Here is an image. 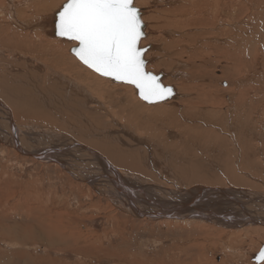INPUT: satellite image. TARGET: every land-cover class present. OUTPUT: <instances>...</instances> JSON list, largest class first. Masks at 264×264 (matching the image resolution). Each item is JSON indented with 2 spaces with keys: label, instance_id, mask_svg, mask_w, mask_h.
I'll return each mask as SVG.
<instances>
[{
  "label": "rangeland",
  "instance_id": "1",
  "mask_svg": "<svg viewBox=\"0 0 264 264\" xmlns=\"http://www.w3.org/2000/svg\"><path fill=\"white\" fill-rule=\"evenodd\" d=\"M10 1L20 7L19 3L21 2H18L19 0ZM60 1L63 0H57L56 5ZM154 1L156 9L154 7L151 12L145 14L147 17L150 16L145 20L154 34H150V36L151 38L155 37L151 44L153 50L149 48L147 51H152L156 57V62H160L156 66V70L163 69L164 72L167 71L171 75L168 76L170 78L165 83L174 85L178 93L176 103L181 101L180 105L178 104L179 107H175V111L181 113V115L179 114L181 117H177L176 122L184 125L185 122L190 121L191 125L199 128V130L203 128L204 131L195 130L194 136L191 137L192 134L190 135L191 139L188 138L189 135H186L190 140L187 147L182 144L179 145L183 138L178 129L168 126L162 130L156 129L155 132L150 129L147 135L143 132L145 129L141 128L148 129V124L139 125L140 121L137 123L138 120L134 121L130 117H124L123 114H117L121 108L118 105L119 96H123L122 99L126 98V102L130 100L134 103L142 101L137 96L136 90L131 93L124 90L122 86H128L132 90L135 88L130 84L118 83L109 78L101 77L78 63L79 61L74 59L70 53L69 45L57 52L60 55V60H64L65 66L69 63L68 68L63 65L62 67L60 64L55 65L54 55L57 54H53L52 58V53L48 55L46 52L50 48L47 47L48 44L41 42V45L37 40L34 42V46L40 53H36L35 49L30 52L22 48L20 52L22 55L17 56L13 52L6 53L8 50L3 51L5 57L2 53V56L0 55V58H3L0 60L2 76L7 75L4 77L5 80L9 78V81L12 82L9 88L12 87V90L18 88L19 93L22 92V94H18L16 99L14 97L12 103L4 98L1 99V97L0 101L11 110L13 122L20 128L21 132H29L32 138H39L43 133L49 131V135L53 134L47 143L32 144L25 149L26 151H36L34 149L42 145L56 147L61 145L62 147L59 148L61 149L71 141V143L76 144L74 147L84 146L91 152L93 151V156L88 155L83 150L77 152L78 160L69 156L71 158L67 163L72 165L70 169H72L73 164L81 163L87 170L90 168L95 170L92 164L100 162L99 160L102 159L101 162L106 161L108 166L122 174L123 179L133 187L138 185L146 187L147 185V187L160 188L169 192L193 191V189L202 188L205 192H202L197 200L200 199L206 206L214 202L209 200L211 195H206L208 191L210 193L213 190L220 192L231 190L242 196H237L239 197L237 203L245 208L247 206L254 207L256 205L248 204L250 202L249 195L264 196L262 195L264 194L263 141L259 142L260 139H255V141L251 137L252 140L249 138L251 141L245 140L246 143L248 142L245 143V146L244 143H239L238 138L232 136L223 121L226 119L225 116L238 114L235 110L238 99L245 105L240 111L243 113V117L248 118L250 115L257 130L264 134V118H262V116L264 117V52L254 51L253 46L257 44L264 48V31H261L264 27V0L258 1L262 4L261 6H255L256 0H211L210 3L203 0L198 3H193L194 0H167L170 2L168 5L159 0H134V3L143 9L152 6ZM2 2L3 0L0 1L1 4ZM224 3L227 6L221 9ZM54 8L55 3L47 7L43 14ZM192 10L197 11V14H190L189 11ZM221 10L225 11H223V17L220 14ZM195 17L198 19L197 23L192 21L179 22V19ZM200 21H202L201 24ZM262 24L263 26H260ZM252 30L256 33L254 39ZM160 34L162 36L158 38ZM230 42H236V44ZM166 44H168L167 48L165 47ZM239 45L241 46L239 47ZM233 49L237 50L234 54H232ZM246 50L250 53L246 52L247 54H245ZM164 51H167V60H159L158 56ZM10 54H13L14 57H11L13 55ZM30 55L36 56L43 63L48 62V64L54 65V70L60 74L62 73L60 71L65 70V68L70 73L72 70V74L77 70L75 74L78 75L79 73L77 76L79 78L82 76L80 79L83 84L86 82L85 86L93 85L97 88L99 86L100 90L96 87L92 88V86H90L91 91L86 89L87 94H92L91 97L95 98L94 100L102 106L95 112L94 117L87 114L90 111L88 108L92 109L94 104H91L80 93L78 94L80 98H77L78 96L73 98V92L67 91L69 88L67 83L58 82L56 77H54L53 82L49 76L50 72L43 75L46 77L47 83L38 86L39 89L36 90L37 80L42 76L35 75L29 68L30 61L34 57H29ZM48 56L54 61H51ZM7 57L11 61L6 60ZM18 58L19 62H17ZM22 60L24 62L27 60V63L23 62L22 64ZM18 64L21 65L18 66ZM235 66L237 69L233 70ZM69 67H72L71 70ZM81 69L83 71L85 69V71L83 72ZM68 72L61 75L70 76L71 74ZM85 73H88L89 76ZM90 74L97 79H94ZM76 75L75 77L71 75V78L68 76L66 79L76 83ZM83 77L85 78L83 79ZM90 80L93 82L91 83ZM116 85L123 90H118ZM240 85L242 88L238 96L236 93H238ZM112 93L114 96L117 95L115 96L117 99ZM95 94L99 95L96 96ZM213 98L215 100H212ZM19 99L21 101L18 104ZM183 100H187V102L183 103ZM111 103L113 105H110ZM114 104L118 106L116 107ZM19 105L21 106L19 107ZM145 105L148 106L146 103ZM147 106L143 110L144 113L148 108H151ZM227 107L230 109L228 112ZM187 112H190L191 115ZM182 114H184L183 116H190L182 118ZM23 115L25 116L23 117ZM62 115H65L64 118ZM85 115L88 116L90 122ZM217 118L219 119L217 120ZM207 119L208 121H206ZM202 120L206 122V126L200 127ZM76 122L82 123L81 126L84 128ZM0 123V131L4 134L8 130L6 129L7 115L5 110L1 108ZM70 124L78 125L80 129L76 126L72 128ZM167 130L177 132L175 139H168ZM126 131L131 135L129 137L135 140L141 138L143 141L137 140L136 143L134 140H130L125 134ZM238 132L241 131L238 130ZM59 136L64 139L60 140ZM65 139H69V141L66 142ZM245 147L246 150H244ZM110 149L114 156L111 155V159H108L107 150ZM117 154L122 155V157H118ZM28 155L29 153L19 154L10 144L0 142V264H264V261L255 263L251 260V255L256 254L264 244V236L262 237L260 228L254 225L249 230L247 228L240 230L239 227H245V224L239 223L238 225L235 223L232 217L234 212L225 205L217 208L216 211H205L207 212H204L205 215H208L207 218L209 217L208 213H212V217L205 223L196 222L199 221L196 219L193 222H184L183 220L173 222V220L165 219L163 222H157L150 221L144 216L138 218L139 216H132L131 210L125 212L117 208L108 196L100 193L99 190L97 191L96 187L98 186L90 184L92 181L89 183L90 178H88L87 173L81 172L84 175L72 178L55 162L45 164L40 159L37 160ZM107 173H109L108 170ZM106 188L110 187L107 186ZM114 193L118 194L116 189ZM231 195L233 196V194ZM221 212L225 214L220 215ZM16 229H18L20 237L25 236L24 239H28L27 242L24 241L26 245H20V242L14 244L8 239L9 234ZM32 230L38 234L39 238L32 237ZM28 233L29 235H27ZM258 233L261 237L258 236Z\"/></svg>",
  "mask_w": 264,
  "mask_h": 264
},
{
  "label": "bare ground",
  "instance_id": "2",
  "mask_svg": "<svg viewBox=\"0 0 264 264\" xmlns=\"http://www.w3.org/2000/svg\"><path fill=\"white\" fill-rule=\"evenodd\" d=\"M1 1V0H0ZM161 3L165 4V5H168L170 2L167 1V0H159ZM200 0H194L192 1L193 3H198ZM205 1L206 3H210L211 0H203ZM215 1H218V0H215ZM259 0H256V5L255 6H261L262 4L260 2H258ZM18 2H21L19 3L20 7H17V4L14 5L15 3H11L10 0H3L2 4L0 3V55L1 53H5L3 51L5 50H8L6 51L7 52H13V54L15 55H22L20 52H21V49L22 48H25L26 50L32 52L34 49L36 50L35 46H34V42L37 40L39 41L40 43H46L48 44V50L46 51L47 54H51L52 53V58H53V54H57V52H60V50H62L63 48H65V46L69 45V49L71 50V48H74L76 47V42L74 41H69V40H65V39H61V38H58L56 36H52L50 34V31H51V21H52V18H53V14L55 11H57L63 3H65V0L63 1H60V3L58 5H56V2L57 0H19ZM190 2V1H188ZM263 2V1H262ZM4 3H5V7H4ZM53 3H55V8L54 9H51L48 13L46 14H43L45 12V9L47 7H49L50 5H52ZM160 4V3H159ZM3 5V6H2ZM136 6V5H135ZM227 5L224 3L223 4V7H221V9H223L224 7H226ZM17 7V8H16ZM137 8H139L138 6H136ZM155 7L156 9V5H155V1L154 3L152 4V6H149V7H144L143 9L142 8H139L140 11H141V16H142V19H143V32H144V36L143 38L140 40V43H139V46L142 48V49H145L144 51V54H143V59L145 61V70L151 74H153L154 76H161V79L160 81L166 85V86H170L172 89H173V96L166 100V101H163V102H159V103H152V104H148L145 105V101H137V102H132V100L128 101L129 102H126V98L122 99L123 96H119L118 97V105H120V109L118 110L117 114H123L124 117H130L131 120H138L137 123L139 125H146L148 124L149 127L148 129L146 128H141V129H145L143 132L144 133H148L150 131V129H153V132L156 131V129L158 130H162L164 127L168 126V127H171V128H175V129H178L179 132L182 134V138L183 140L181 142H179V145L182 144L183 146L185 145L187 147L188 143H189V139H191L194 133L195 130H197L198 132H204L203 131V128L202 130L193 125H191V123H189L190 121L188 122H185L184 125H182L181 123H177L176 122V118L177 117H181V113H177L175 111V107H179L180 105V102L176 103L177 101V96H178V93H177V90L176 88L174 87V85H169V84H166L165 82H168L167 79L170 78L168 76H171L169 72L165 71L163 69H158L156 70V66L160 63V62H156V57L153 55L152 51H147L149 48H151V50H153V46H151V44L153 43L155 37H152L150 36V34H153L150 29H149V24H146L145 23V20L149 17H147V13L151 12L152 9ZM262 8V7H261ZM264 8V7H263ZM215 9V8H214ZM260 9V8H259ZM258 9V10H259ZM225 10V9H224ZM224 10H221L220 14H221V17L224 16V13L223 11ZM257 10V9H256ZM252 11V10H251ZM261 11V10H260ZM225 12V11H224ZM38 13H40L39 15H41V17H39V15H37ZM155 13V12H154ZM190 14H197V11L195 10H192V11H189ZM223 13V14H222ZM263 13V12H262ZM146 14V15H145ZM251 14V13H250ZM254 14V13H252ZM33 15H37V16H33ZM260 15V14H258ZM252 16V15H251ZM250 16V18H251ZM255 16H256V13H255ZM254 16V17H255ZM146 17V18H145ZM262 17V16H261ZM259 17V18H261ZM249 18V19H250ZM251 20V19H250ZM249 20V21H250ZM255 20V19H254ZM186 21H192V22H195L197 23L198 19L195 17V18H187V19H179V22L181 23H185ZM252 21V20H251ZM254 22V21H253ZM260 22V21H258ZM200 24L202 23V21L199 22ZM198 23V24H199ZM251 24V23H250ZM197 25V24H195ZM243 26V25H242ZM257 26V25H256ZM260 26H263L260 25ZM239 27V26H238ZM237 27V28H238ZM247 27V26H246ZM264 27H262L261 31H264L263 30ZM240 29V28H238ZM246 29V28H245ZM248 29V28H247ZM253 29V28H252ZM256 29V28H255ZM250 30V29H249ZM254 30V29H253ZM253 32V39L254 37L256 36V33ZM239 31V30H238ZM242 31V30H241ZM240 31V33H242ZM251 32V33H252ZM239 33V32H238ZM236 33V34H238ZM259 33V32H258ZM257 33V34H258ZM40 34V35H39ZM264 34V32H263ZM6 35V37H5ZM154 35V34H153ZM234 35V34H233ZM248 35V34H247ZM260 35V33H259ZM257 35V36H259ZM262 35V34H261ZM162 36L161 34L158 35V38ZM238 36V35H237ZM249 36V35H248ZM247 36V37H248ZM244 37V36H243ZM252 37V36H251ZM239 38V37H238ZM238 38H237V42H238ZM22 39H24V42H22ZM235 39V38H234ZM258 39H260L258 37ZM232 40V39H231ZM230 40V41H231ZM243 40H245L243 38ZM257 40V39H256ZM261 40V39H260ZM235 41V40H234ZM246 41V40H245ZM254 41V40H253ZM255 42V41H254ZM261 42V41H259ZM25 43V44H24ZM41 43V45H42ZM230 43H234L236 44V42H230ZM241 43V42H240ZM256 44V43H255ZM262 44V43H261ZM264 44V43H263ZM44 45V44H43ZM147 45V46H145ZM238 45V44H237ZM253 45V44H251ZM145 46V47H144ZM232 46V44H231ZM241 45H239L240 47ZM247 46V45H246ZM255 50L254 51H258L259 52H264V48L261 46V45H253ZM252 46V47H253ZM41 47V46H40ZM165 47L167 48L168 47V44L165 45ZM228 47V46H227ZM234 47V46H232ZM238 47V46H237ZM243 47V45H242ZM230 48V47H229ZM38 49V48H37ZM232 49V48H230ZM246 49V48H245ZM39 50V49H38ZM234 50V49H233ZM253 50V48H252ZM250 49V52L252 51ZM45 51V50H44ZM237 51V50H236ZM234 50V52H232V54H234L236 52ZM24 52V51H23ZM27 52V51H26ZM38 51L36 50V53ZM42 52V51H41ZM62 52V51H61ZM230 52V51H229ZM240 52L242 53V51L240 50ZM246 52H249L248 50L245 51V54H247ZM249 52V53H250ZM29 53V52H28ZM40 53V52H38ZM67 53V52H66ZM71 53V52H70ZM164 53V54H163ZM160 56H158V59L159 60H167V51H164ZM252 53V52H251ZM260 53V54H261ZM13 54H10V55H13ZM239 54V53H238ZM4 55V54H3ZM25 55V54H24ZM29 55V54H28ZM45 55V54H44ZM66 55V54H65ZM231 55V54H230ZM241 55H244V54H241ZM250 55V54H249ZM259 55V54H258ZM2 56V55H1ZM31 56H34V55H30L29 57ZM55 56V61L54 60H51L48 56V58L51 60V61H54L55 65L57 64H60L61 66L63 65L64 67H67L65 66L66 64L63 63L64 60H60V55H54ZM63 56V54H62ZM253 56V55H251ZM5 57V55H4ZM9 58L11 57H14L13 56H8ZM7 57L6 60H10L9 58ZM16 57V56H15ZM28 57V56H27ZM65 57V56H64ZM68 57V56H67ZM70 57V56H69ZM234 57V55H233ZM247 57V56H246ZM245 57V58H246ZM249 57V56H248ZM26 58V57H25ZM63 58V57H62ZM227 59V57H225ZM237 58V57H236ZM243 58V57H242ZM3 60V58H0V60ZM31 59V58H29ZM67 59V58H66ZM69 59V58H68ZM75 59V57H74ZM24 60V59H23ZM22 60V64H23V61ZM77 61H79L77 58H76ZM231 60V59H230ZM11 61V60H10ZM17 61V60H16ZM27 61V60H26ZM24 62V63H27V62ZM30 61V60H29ZM67 61V60H66ZM242 61V60H241ZM19 62V58H18V61ZM15 62V63H17ZM31 64H30V67L31 70L33 71V73H35V75H38V76H42L41 78H38L37 80V84H36V90L39 89L38 86H41V85H45V83H47L46 81V77L43 76V75H46L48 72H50L51 74L49 75L53 80H55L54 77L57 78L58 82L61 81V82H64V83H67V85L69 86V88L67 89L68 92L72 91L73 93V98L74 96H78V94L80 93L81 95H83L84 98H86L87 100H89L91 102V104H94L93 105V108H88L89 113L87 111V114L89 115H95V112L98 110V108H101L102 106L100 105V103L98 101H95L93 99V97H91V95H88L87 94V90L88 91H91L90 89V86H92V88L96 87V89L100 90L99 86L97 88V86H94L93 85H88V86H85L82 82V80L77 77L79 75H76L75 72L77 73V70L74 72V74H72V70L70 68L72 67H69V69L71 70V73L68 72L69 70L65 68L62 69L60 72H62L61 74H66L67 72L70 73L72 76L76 75L77 79H76V83L73 81V82H70L69 79H66V77H68L69 75H67L66 77L64 75H61L60 73L56 72L54 69L55 67H53L54 65L52 64H48V62H41L39 59L36 58V56L33 57L32 61H30ZM12 63V62H11ZM21 63V62H20ZM53 63V64H54ZM78 63H81L80 61ZM5 64V63H4ZM7 64V63H6ZM13 64V63H12ZM82 64V63H81ZM239 65V63H237ZM10 66V63L8 64ZM21 65V64H18V66ZM27 65V64H25ZM83 65V64H82ZM62 66V67H63ZM72 66V65H71ZM185 66V65H184ZM8 67V66H7ZM58 67V66H57ZM237 66L234 67L233 70H236ZM9 68V67H8ZM12 68V67H11ZM10 68V69H11ZM60 68V67H59ZM58 68V69H59ZM68 68V67H67ZM75 68V67H74ZM1 69V68H0ZM19 69V68H18ZM17 69V70H18ZM5 70V69H4ZM8 71V69H6ZM20 70V69H19ZM82 70V69H81ZM160 70H163L160 72ZM5 71V72H7ZM21 71V70H20ZM80 71V70H79ZM83 71V70H82ZM85 71V69H84ZM83 71V72H84ZM158 73H157V72ZM19 72V71H18ZM82 72V73H83ZM163 72V73H162ZM11 73V72H10ZM9 73V74H10ZM157 73V74H156ZM12 74V73H11ZM81 74V73H80ZM89 76L88 73H85ZM52 75V76H51ZM71 75L69 76L71 78ZM83 75V74H82ZM7 76V75H5ZM5 76H2V72L0 70V97L1 99H5V100H9L8 102H14V97L16 99V97L18 96V94H22V92L19 93V89H15L14 87V90H12L11 88H9V85L10 82L9 81V78L8 80H5ZM21 76V75H19ZM61 76H64L61 78ZM86 76V75H85ZM90 76H92L90 74ZM12 77V76H11ZM35 77V76H33ZM94 77V79H97L94 75L92 76ZM13 78V77H12ZM11 78V79H12ZM73 78V77H72ZM85 77H83L84 79ZM80 79V80H79ZM93 79V80H94ZM241 79V78H240ZM100 80V79H99ZM30 81V80H29ZM46 81V82H45ZM102 81V80H101ZM253 81V80H252ZM40 82V83H39ZM49 82V81H48ZM57 82V83H58ZM91 82V80H90ZM93 82V81H92ZM91 82V83H92ZM115 82V81H114ZM254 82V81H253ZM256 82V81H255ZM18 83V82H17ZM30 83V82H29ZM52 83V82H51ZM89 83V82H88ZM242 83V82H240ZM249 83V82H248ZM55 84V83H54ZM82 84V85H81ZM99 84V83H98ZM109 84V82H108ZM253 84V83H252ZM13 85V84H12ZM49 85V83H48ZM58 85H60V83H58ZM94 85L95 82H94ZM131 85V84H130ZM245 85V84H243ZM254 85V84H253ZM257 85V84H256ZM255 85V86H256ZM260 85V84H259ZM31 86V85H30ZM35 86V84H34ZM47 86V85H46ZM56 86V85H55ZM54 86V87H55ZM117 86V85H116ZM133 86V85H132ZM262 86V85H261ZM263 86H264V83H263ZM262 86V87H263ZM124 87V88H123ZM134 87V86H133ZM244 87V86H243ZM67 88V86H66ZM118 90H128L129 92L133 93V91L135 89H131L130 87L128 86H122L123 89L119 88V86H117ZM135 88V87H134ZM241 88H242V85H240V88L238 90V93H236L238 96H239V93L241 92ZM45 89V88H44ZM87 89V90H86ZM236 89V88H235ZM238 89V88H237ZM47 90V89H45ZM56 90V89H55ZM185 90V89H184ZM219 90V89H218ZM61 91V89H60ZM95 91V90H94ZM116 91V90H115ZM235 91V90H234ZM253 91V90H252ZM56 92V91H55ZM118 92V91H117ZM124 92V91H123ZM236 92V91H235ZM251 92V91H250ZM58 93V92H57ZM94 93V92H93ZM96 93V92H95ZM120 93V92H119ZM63 94V93H62ZM66 94H69L66 92ZM114 93H112L113 95ZM116 94V93H115ZM137 94V92H136ZM50 95V94H49ZM52 95V94H51ZM55 95V94H54ZM96 96H98L97 94H95ZM111 95V96H112ZM119 95V94H118ZM67 96V95H66ZM80 96V95H79ZM77 97V98H80V97ZM110 96V95H108ZM114 96V95H113ZM117 96V95H115ZM114 96V97H115ZM6 97V98H5ZM12 97V99H11ZM62 97V96H60ZM70 97V96H69ZM95 97V96H94ZM264 97V96H263ZM63 98V97H62ZM76 98V97H75ZM97 98V97H96ZM109 98V97H108ZM117 99V97H115ZM253 98V97H252ZM22 99V98H21ZM58 99V98H57ZM179 99V98H178ZM246 99V98H245ZM77 100V99H76ZM110 100V99H109ZM212 100H215V98H213ZM257 100V99H256ZM21 100L19 99L18 102H20ZM26 101V100H25ZM53 101V100H52ZM113 101V99H112ZM248 101V100H247ZM259 101V100H258ZM262 101V100H261ZM23 102V101H22ZM28 102V101H26ZM43 102H45L43 100ZM66 102V101H65ZM74 102V101H73ZM87 102V101H86ZM114 102H116L114 100ZM113 102V103H114ZM183 103L187 102V100H183L182 101ZM249 102V101H248ZM247 102V103H248ZM78 103V102H77ZM134 103V104H133ZM233 103V102H232ZM257 103V102H256ZM16 104V103H15ZM19 104V103H18ZM28 104V103H27ZM75 104V103H74ZM84 104V103H83ZM88 104V103H86ZM90 104V105H91ZM116 104V103H115ZM114 104V106H116ZM147 104V103H146ZM179 104V105H178ZM250 104V103H249ZM23 105V103H22ZM110 105H113L112 103ZM117 105V106H118ZM147 107H151V108H148L146 110V113L143 112V110H145V106ZM151 105V106H149ZM252 105V104H251ZM255 105V104H254ZM258 105V103H257ZM21 105H19L20 107ZM27 106V105H26ZM79 106V105H78ZM116 106V107H117ZM244 103H241L240 101H238L237 99V104H236V113L239 114H231L230 116L226 117L225 116V120L223 121L224 124H225V127L229 130V132L232 134V136H234L235 138H238L239 140V143H246V139L249 140V138L252 140V138L255 140V139H260L258 140L259 142H262V147H264V134H261L257 128L255 127L254 123L255 122H252V118L250 117V115H248V118L245 116L243 117V113L240 112L243 108H244ZM249 106V105H248ZM259 106V105H258ZM15 107V106H14ZM13 107V108H14ZM63 107V106H62ZM83 107H86V106H83ZM115 107V108H116ZM183 107V106H182ZM190 107V106H189ZM230 107V106H229ZM229 107H227V112L228 110L230 111ZM0 108L5 110V114L7 115V132L6 133H1L0 131V142H4L5 144H10L13 149L15 151H17L19 154H25V153H29L28 156H31L32 158H36L37 160L40 159V161L42 163H53L55 162L56 164L60 165V167L63 168V170H65L66 172H68V174H70V176H72V178H77L78 175L81 177V175H84L85 173H87L88 175V178L89 179V183L92 181V183L90 184H93V186H98L96 187V190L100 191V193H104L105 196H108V198L112 201V203H114L117 208H120L121 210L123 211H129L131 210V214H133L132 216H139L138 218H140V216H144L146 217L147 219H149L150 221L151 220H154V221H157V222H163L164 219L165 220H173L174 221H180V220H183L184 222L185 221H192L193 220L195 221L196 220H199V221H196V222H202V223H205L207 222V220H209V218L212 217V213H208L209 214V217L207 218L208 215H205V211H210V210H214L216 211L217 208L225 205V207L231 209L234 213H232V217H233V220H235V223H237L239 225V223H242V224H245V227L241 226L239 227L240 230H243L245 228H247L249 230V228L251 226H256L258 228H260L261 230V233H262V237L264 236V196H256L254 194H250L249 195V199H250V202H248L249 205H256L254 207L252 206H247V208H245L243 205H241L240 203H237L236 201L239 199V197L237 196H241V194H237L235 193L234 191H231V190H223V191H217V190H213V192H210L206 195H211L212 197L210 198L209 196V200H212L214 201L213 203H210L208 206H206L205 204H203L201 202V200H197V198H199L201 196V193L202 192H205V190H203L202 188L201 189H197L196 186H194L196 189H193V191H186V190H178L176 192H169L167 190H164V189H160V188H155V187H142L141 185L139 186H132L130 183L126 182L124 179H123V175L122 174H119V172L108 166L109 164L105 161V162H101L102 159H100L99 161L100 162H97L95 164H92L93 167H95V170H92L91 168L90 169H86L84 168L81 163H77V164H73V167H71L72 169H70V166H72L71 164H68L67 161H70V158L69 156H72L73 158H76L78 160V156L76 155L78 151H85L87 152V154H91V156H93V151L91 152L90 149H87V147L85 148L84 146H79L77 148L74 147L76 144L74 143H71V141H69V139H65L66 142H68L66 144L65 147L60 148V146H38L36 149V151H26L25 149L26 148H29L30 145H34L35 143H41V144H45L47 143V140H49L53 134H50V131L47 133H43L41 135V137L39 138H32L30 133L25 131V132H21L20 128L17 127V125H15V123L13 122V119H12V115H11V110L5 106V104H3L1 101H0ZM77 108V107H76ZM81 108V107H80ZM194 108H197V107H194ZM232 108V107H230ZM246 108V107H245ZM259 108V107H258ZM12 109V107H11ZM19 109V108H18ZM16 109V110H18ZM83 110L85 108H82ZM112 109V108H111ZM183 109V108H182ZM78 110V109H77ZM101 110V109H99ZM114 110V109H113ZM197 110V109H196ZM251 110V109H249ZM13 111V110H12ZM115 111V110H114ZM185 111V110H183ZM183 111H181L183 113ZM226 111V109H225ZM232 111V110H231ZM263 111V110H261ZM73 112V111H72ZM116 112V111H115ZM143 112V113H142ZM248 112V111H247ZM247 112H246V115H247ZM71 113V112H70ZM84 113V112H83ZM104 113V112H103ZM102 113V114H103ZM114 113V112H113ZM185 113V112H184ZM188 114H190V112H187ZM193 113V112H192ZM47 114V113H46ZM74 114V113H73ZM79 114V113H78ZM86 114V113H85ZM86 114V115H87ZM180 114V115H179ZM196 114V113H194ZM2 115V114H1ZM48 115V114H47ZM85 115V116H86ZM111 115V114H110ZM113 115V114H112ZM184 114H182L183 116ZM191 115V114H190ZM190 115H185V116H190ZM25 115H23L24 117ZM63 116V115H62ZM65 116V115H64ZM63 116V118H64ZM76 116V115H75ZM115 116V115H114ZM118 116V115H117ZM185 116H183L182 118H185ZM259 116V115H258ZM87 119L89 120L88 116H86ZM85 117V118H86ZM40 118V117H39ZM48 118V117H47ZM100 118V117H99ZM192 118V117H191ZM262 118H264L262 116ZM261 118V119H262ZM6 119V118H5ZM42 119V118H41ZM78 119V118H77ZM76 119V120H77ZM203 120H205L204 118H202ZM219 118H217L218 120ZM40 120V119H38ZM63 120V119H62ZM67 120V119H66ZM74 120V121H76ZM190 120V119H189ZM193 120V119H192ZM200 122V127H203V126H206V122ZM257 120V119H256ZM187 121V120H186ZM208 121V119L206 120ZM210 121V120H209ZM216 121V120H215ZM258 121V120H257ZM256 121V122H257ZM52 122V121H51ZM90 122V120H89ZM88 122V123H89ZM180 122V121H179ZM196 122V121H195ZM226 122V123H225ZM70 123V122H69ZM77 123V122H76ZM80 124V122H78ZM77 123V124H78ZM197 123V122H196ZM222 123V121H221ZM1 124V123H0ZM47 124V123H46ZM188 124V125H187ZM215 124V123H214ZM259 124V123H257ZM83 125L82 123L80 124V126ZM85 125V124H84ZM216 125V124H215ZM235 125L236 127L234 128ZM3 126V125H2ZM70 126L73 128V127H79L80 129V126L78 125H75L73 126V124H70ZM90 126V125H88ZM120 126V125H119ZM230 126H232V128H230ZM82 127V126H81ZM211 127V126H210ZM215 127V126H214ZM84 128V126L82 127ZM89 128V127H88ZM264 128V127H263ZM26 129V128H25ZM123 129V128H122ZM121 129V130H122ZM139 129V128H138ZM168 129V128H167ZM210 129V128H208ZM221 129V128H220ZM93 130V129H92ZM155 130V131H154ZM165 130V129H164ZM174 130V129H173ZM238 130H240L241 132H238ZM80 131V130H79ZM125 131V130H124ZM140 131V130H138ZM168 131V130H167ZM171 131V130H170ZM166 132V136H168L169 138L168 139H175V137L177 136V132L174 133V132ZM38 132V131H37ZM53 132V131H52ZM83 132V131H82ZM94 132V130H93ZM162 132V131H161ZM212 132V131H211ZM222 133V131H220ZM125 133V132H124ZM157 133V132H156ZM160 133V131H159ZM164 133V131L162 132ZM93 134V133H92ZM111 134V133H109ZM126 135H128V138H130V140H134L136 143H137V140L139 142H142L143 140L141 138H138L137 140H135L134 138L132 137H129L131 135H129V133L126 131L125 133ZM153 134V133H152ZM179 134V133H178ZM180 134V135H181ZM192 134V135H191ZM148 135V134H147ZM151 136V134H149ZM161 135V134H160ZM159 135V136H160ZM164 135V134H163ZM186 135H189L186 136ZM191 135V137H190ZM34 136V135H33ZM105 136V135H104ZM109 136V135H108ZM149 136V137H150ZM157 136V135H156ZM226 136V135H225ZM230 136V135H229ZM57 137V136H56ZM96 137V136H95ZM154 137V136H152ZM162 137V136H161ZM179 137V136H178ZM181 137V136H180ZM189 139H188V138ZM252 137V138H251ZM110 138V137H109ZM112 138V137H111ZM158 138V137H157ZM196 138V137H195ZM57 139V138H56ZM59 139L62 140L64 139L62 137V139L60 138L59 136ZM118 139V138H117ZM166 139V138H165ZM177 139V138H176ZM194 140V138H193ZM236 140V139H235ZM249 140V141H251ZM64 141V140H63ZM101 141V140H100ZM105 141H106V138H105ZM113 141V140H112ZM180 141V140H179ZM192 141V140H191ZM256 141V140H255ZM111 142V141H110ZM157 142V141H156ZM164 142V141H163ZM175 142V140H174ZM49 143V142H48ZM104 143V141H103ZM248 143V142H247ZM246 143V144H247ZM252 143V142H251ZM106 144H109V143H106ZM123 144V143H122ZM175 145V144H174ZM251 145V144H250ZM253 145V143H252ZM255 145V143H254ZM170 146V145H169ZM239 146V145H238ZM246 146V145H245ZM33 147V146H32ZM62 147V146H61ZM176 147V146H175ZM203 147V146H202ZM244 147V146H243ZM178 148V147H177ZM249 148V147H248ZM259 148V147H258ZM176 149V148H175ZM185 149V148H184ZM210 149V148H209ZM247 148L245 147L244 150H246ZM264 149V148H263ZM156 150V149H155ZM182 150V149H181ZM180 150V151H181ZM188 150V149H187ZM262 150V149H260ZM112 151L111 149L108 151L107 150V155H108V159H111V155L114 156L113 154H111ZM177 151V150H176ZM183 151V150H182ZM186 151V149H185ZM190 151V150H189ZM208 151V150H207ZM84 152V153H85ZM113 152V151H112ZM129 152V151H128ZM178 152V151H177ZM184 152V151H183ZM243 152V151H241ZM246 152V151H245ZM258 154H259V151H257ZM83 153V154H84ZM171 153V152H170ZM174 153V152H173ZM188 153V151H187ZM80 154V152H79ZM261 154V153H260ZM118 157H122V155L120 154H117ZM158 155V154H157ZM80 156V155H79ZM85 156V155H84ZM100 158V157H99ZM64 159V161H63ZM85 159V158H84ZM142 159V158H141ZM144 159V158H143ZM62 160V161H61ZM94 160V159H93ZM92 160V161H93ZM106 160V159H105ZM180 160V159H179ZM184 161V160H183ZM197 161V160H196ZM149 162V161H148ZM106 163V164H105ZM201 163V162H200ZM104 164V166H103ZM108 164V165H107ZM173 164V163H171ZM183 164V163H181ZM139 165V164H138ZM140 166V165H139ZM172 166V165H171ZM179 166V165H178ZM193 166V165H191ZM201 166V165H200ZM59 167V166H58ZM91 167V166H90ZM177 167V166H176ZM182 167V166H181ZM203 167V166H202ZM243 167V166H242ZM185 168V167H183ZM194 168V167H193ZM246 169V167H244ZM263 168V167H262ZM86 169V170H84ZM113 170V171H110V170ZM181 169V168H180ZM196 169V168H194ZM242 169V168H241ZM107 170L109 171V173H107ZM199 170V169H198ZM203 170V169H202ZM244 170V169H243ZM158 171H159V168H158ZM239 171V170H238ZM84 173V174H81ZM95 172V174H94ZM183 172V171H182ZM181 172V173H182ZM97 173V174H96ZM100 173V174H99ZM260 173V172H259ZM99 174V177H97ZM169 174V173H168ZM184 174V173H183ZM186 174V173H185ZM122 177H121V176ZM193 175V174H192ZM197 176V174H195ZM94 178H98V179H94ZM188 179V178H187ZM95 180V181H93ZM196 180V179H195ZM130 184V185H129ZM110 187V188H106V187ZM100 187V188H99ZM198 187V186H197ZM11 188V187H10ZM129 188V190H128ZM110 189V190H108ZM115 189L117 190L118 194L114 193ZM168 189V188H167ZM175 189V188H174ZM192 189V188H191ZM12 190V189H11ZM176 190V189H175ZM190 190V189H188ZM172 191V190H170ZM214 193V194H212ZM240 193V192H239ZM233 194V196L231 195ZM237 194V195H236ZM264 195V194H262ZM118 197V198H117ZM233 197V198H232ZM242 197V196H241ZM215 198V199H214ZM63 201V200H62ZM220 203L222 202V204L219 206H217V203ZM130 203V204H129ZM25 206V205H24ZM18 208V207H17ZM47 208V207H46ZM21 209V208H20ZM32 209V208H31ZM250 209V210H249ZM253 209V210H251ZM30 210V209H29ZM196 210V211H195ZM219 210V209H218ZM27 211V210H26ZM16 212V211H15ZM179 212V213H178ZM225 212H231V211H225ZM36 213V212H35ZM221 213H224V212H221ZM27 214V213H26ZM25 216V215H24ZM38 216V214H37ZM34 217V215H33ZM198 217H200L199 219H197ZM28 218V217H27ZM171 218H174V219H171ZM167 224V223H166ZM170 224V223H169ZM179 224V223H178ZM190 224V223H189ZM168 225V224H167ZM172 226V225H171ZM14 228V227H13ZM16 228V227H15ZM237 228V229H239ZM256 230V229H255ZM6 231V230H5ZM258 231V230H257ZM4 232V231H3ZM2 232V235H4ZM11 232V230H10ZM232 232V231H231ZM7 233V232H6ZM30 233V232H29ZM29 233L27 235H29ZM32 234V237H38V234H36V232H34L32 230L31 232ZM21 234V233H20ZM25 234H26V231H25ZM259 234V233H258ZM26 235V236H27ZM257 235V234H256ZM260 236V234L258 235ZM261 237V236H260ZM25 236H22L20 237L19 235V232H18V229L16 230H13L11 234H9V237L8 239L14 243V244H17L20 242V245H26V242L28 241V239H24ZM39 238V237H38ZM54 238V237H52ZM56 239V238H55ZM54 240V239H53ZM24 241H26L24 243ZM59 241V239H58ZM66 241V240H65ZM55 242V241H54ZM52 243V242H51ZM56 243V242H55ZM61 243V242H59ZM50 244V243H49ZM53 244V243H52ZM65 244V243H64ZM49 246V245H48ZM261 248V247H260ZM259 251V250H258ZM253 255H251V258H252Z\"/></svg>",
  "mask_w": 264,
  "mask_h": 264
},
{
  "label": "snow or ice",
  "instance_id": "3",
  "mask_svg": "<svg viewBox=\"0 0 264 264\" xmlns=\"http://www.w3.org/2000/svg\"><path fill=\"white\" fill-rule=\"evenodd\" d=\"M134 0H65L56 14V32L76 42L74 53L100 75L134 85L142 99L168 98L172 88L145 70V35ZM264 259V251L260 253Z\"/></svg>",
  "mask_w": 264,
  "mask_h": 264
},
{
  "label": "water",
  "instance_id": "4",
  "mask_svg": "<svg viewBox=\"0 0 264 264\" xmlns=\"http://www.w3.org/2000/svg\"><path fill=\"white\" fill-rule=\"evenodd\" d=\"M63 5V4H62ZM60 9V8H59ZM58 9V10H59ZM58 10L57 11H55L54 12V14H53V18H52V21H51V31H50V34L52 35V36H56V37H58V38H61V39H65V38H63V37H60L58 34H57V32H56V27H55V23H56V14H57V12H58ZM142 31H143V26H142ZM143 38V37H142ZM65 40H67V39H65ZM75 48V47H74ZM74 48H71V50H70V52H71V54L75 57V58H77V56L75 55V53H74ZM145 50V49H144ZM78 59V58H77ZM79 60V59H78ZM80 61V60H79ZM81 62V61H80ZM82 63V62H81ZM83 64V63H82ZM84 66H86L85 64H83ZM87 67V66H86ZM88 69H90L92 72H94L95 74H97V75H99V76H101V77H105V78H109V79H111V80H113V81H115V82H118V83H123V82H120V81H117V80H114V79H112V78H110V77H106V76H103V75H100L99 73H97L96 71H94L93 69H91V68H89V67H87ZM157 77L159 78V79H161V76H159V75H157ZM124 84H127V83H124ZM134 86V85H133ZM135 87V86H134ZM135 90H136V92H137V96L140 98V99H142L141 97H140V95H139V91L135 88ZM173 94H174V92H173V89H172V94L168 97V98H166V99H163V100H159V101H155V102H148V101H146V100H144V99H142L143 101H145V103H147V104H152V103H159V102H163V101H166V100H168V99H170L172 96H173ZM217 203V202H216ZM219 204L221 205L222 204V202H220V203H217V206H219ZM179 213V212H178ZM205 213H207V212H205ZM220 215H224L225 213H219ZM215 215V214H214ZM262 251H264V244L261 246V248L259 249V251L256 253V254H254L253 256H252V258H251V260L252 261H254L255 263H261V262H263L264 261V259H261L260 258V253L262 252Z\"/></svg>",
  "mask_w": 264,
  "mask_h": 264
}]
</instances>
